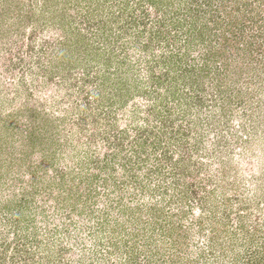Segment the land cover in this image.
Segmentation results:
<instances>
[{
  "label": "rangeland",
  "instance_id": "rangeland-1",
  "mask_svg": "<svg viewBox=\"0 0 264 264\" xmlns=\"http://www.w3.org/2000/svg\"><path fill=\"white\" fill-rule=\"evenodd\" d=\"M0 264H264V0H0Z\"/></svg>",
  "mask_w": 264,
  "mask_h": 264
}]
</instances>
